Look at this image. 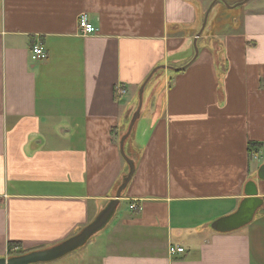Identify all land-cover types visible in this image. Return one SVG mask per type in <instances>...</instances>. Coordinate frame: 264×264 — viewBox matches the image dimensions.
I'll list each match as a JSON object with an SVG mask.
<instances>
[{"label":"crops","instance_id":"0c3cea01","mask_svg":"<svg viewBox=\"0 0 264 264\" xmlns=\"http://www.w3.org/2000/svg\"><path fill=\"white\" fill-rule=\"evenodd\" d=\"M263 162L264 0H0V257L54 246L118 199L83 247L34 264H264V205L210 227L249 181L264 199Z\"/></svg>","mask_w":264,"mask_h":264},{"label":"water","instance_id":"95a60500","mask_svg":"<svg viewBox=\"0 0 264 264\" xmlns=\"http://www.w3.org/2000/svg\"><path fill=\"white\" fill-rule=\"evenodd\" d=\"M208 15L209 12H207L205 20L203 22L202 30L197 36H199L206 27ZM195 47L196 53H198V48L197 46ZM158 68L159 67L155 68L146 79V81L142 84L139 92V106L132 117V120L128 127V131L123 135L121 139V152L126 161L129 163L130 170L128 175L125 176L124 183L118 190L117 198L120 197L122 190L125 188L134 174V164L125 153V142L128 136L131 134L133 126L140 114L146 84L156 72V70H158ZM254 178H257L259 181H264V162L259 166ZM246 194L247 195L240 201L235 211L214 219L211 222L210 227L215 231L226 233L238 230L249 225L255 219L258 210L264 205V199L259 196L258 182L256 180H251L247 183ZM117 204L118 199L113 200L110 206L102 211V213L96 218V220L84 227L79 233L69 237L68 239L48 248L33 250L19 255L0 257V264H34L38 262H47L59 259L73 252L80 246L84 245L95 232L103 227V225L111 216V213Z\"/></svg>","mask_w":264,"mask_h":264},{"label":"built area","instance_id":"2783aa9c","mask_svg":"<svg viewBox=\"0 0 264 264\" xmlns=\"http://www.w3.org/2000/svg\"><path fill=\"white\" fill-rule=\"evenodd\" d=\"M79 30L83 35L94 34L98 31L97 27L89 22L86 13H82L79 17ZM31 57L33 60L36 61L45 60L48 57V51L41 42L35 43L31 49ZM125 93H126V89H124L121 86L117 87L118 96H121ZM131 208H138V206L131 205ZM183 251H184V247L182 246H170L171 254H175Z\"/></svg>","mask_w":264,"mask_h":264},{"label":"trees","instance_id":"16d2710c","mask_svg":"<svg viewBox=\"0 0 264 264\" xmlns=\"http://www.w3.org/2000/svg\"><path fill=\"white\" fill-rule=\"evenodd\" d=\"M250 155L251 157H253L255 154H257L261 144L260 143H250ZM20 243L16 242V241H11L9 243V256H13V255H19V254H24L27 253L29 251H25V250H18V248H20ZM17 248V249H15Z\"/></svg>","mask_w":264,"mask_h":264},{"label":"rangeland","instance_id":"374dc122","mask_svg":"<svg viewBox=\"0 0 264 264\" xmlns=\"http://www.w3.org/2000/svg\"><path fill=\"white\" fill-rule=\"evenodd\" d=\"M84 245H85V244H84ZM84 245H82V246H80V247H83ZM80 247H79V248H80ZM79 248H77V249H79ZM77 249H76V250H77ZM74 251H75V250H74ZM63 257H68V254L65 255V256H63Z\"/></svg>","mask_w":264,"mask_h":264}]
</instances>
